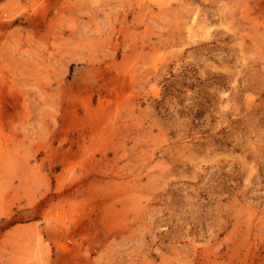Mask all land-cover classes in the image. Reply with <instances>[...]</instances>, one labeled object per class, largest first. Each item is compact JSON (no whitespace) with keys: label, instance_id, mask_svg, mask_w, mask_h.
I'll use <instances>...</instances> for the list:
<instances>
[{"label":"rangeland","instance_id":"rangeland-1","mask_svg":"<svg viewBox=\"0 0 264 264\" xmlns=\"http://www.w3.org/2000/svg\"><path fill=\"white\" fill-rule=\"evenodd\" d=\"M0 264H264V0H0Z\"/></svg>","mask_w":264,"mask_h":264}]
</instances>
